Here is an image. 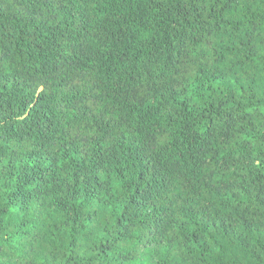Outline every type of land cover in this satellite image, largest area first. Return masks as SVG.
<instances>
[{
    "label": "trees",
    "instance_id": "obj_1",
    "mask_svg": "<svg viewBox=\"0 0 264 264\" xmlns=\"http://www.w3.org/2000/svg\"><path fill=\"white\" fill-rule=\"evenodd\" d=\"M0 264H264V0H0Z\"/></svg>",
    "mask_w": 264,
    "mask_h": 264
}]
</instances>
